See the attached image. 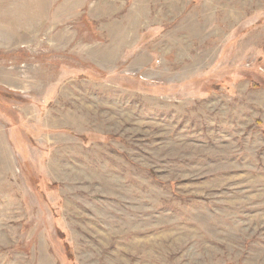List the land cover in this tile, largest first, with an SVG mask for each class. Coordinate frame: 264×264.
I'll return each instance as SVG.
<instances>
[{"label":"rangeland","instance_id":"obj_1","mask_svg":"<svg viewBox=\"0 0 264 264\" xmlns=\"http://www.w3.org/2000/svg\"><path fill=\"white\" fill-rule=\"evenodd\" d=\"M0 264H264V0H0Z\"/></svg>","mask_w":264,"mask_h":264}]
</instances>
